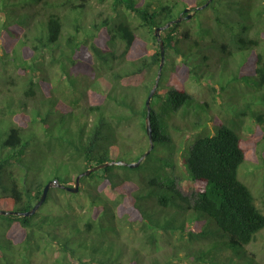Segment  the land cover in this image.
I'll return each mask as SVG.
<instances>
[{"label":"trees","instance_id":"1","mask_svg":"<svg viewBox=\"0 0 264 264\" xmlns=\"http://www.w3.org/2000/svg\"><path fill=\"white\" fill-rule=\"evenodd\" d=\"M92 1L0 0V61L5 71L26 79L25 91L19 89L17 97L0 85V112L7 107L12 113L8 126L0 123V211H28L48 183L72 187L80 173L117 160L121 148L131 153L148 138L145 102L160 65L154 30L182 12L180 22L161 32L165 60L149 111L151 141L160 142L163 155L170 156L173 177H167L166 185L156 178L138 184L130 181L128 171H118L138 167L110 165L81 177L77 193L50 186L33 215H0V264H33L38 249L46 252L54 244L52 264H171L179 256L193 264H264L248 249L264 229V208L238 177L239 167L250 160L248 170L262 172L264 180V0H226L222 14V0H212L201 17V36L194 35L183 11L197 12L206 0H98L100 8ZM239 49H247L250 56L236 78L251 91L231 94L239 109L225 120L214 117L210 94L188 92L178 70L177 78L169 76L175 56L183 65L179 72L188 76L207 70L222 75ZM192 53L197 57L193 61ZM36 62L44 70L39 80L35 73L29 77ZM52 70L67 76L77 92L74 97L64 100L48 93L46 72ZM83 70L96 75L87 83ZM11 84L18 87L15 81ZM154 99H167L161 112ZM208 112L215 118L211 126ZM15 114L21 123L13 120ZM132 120H138L142 134L119 131ZM182 126L195 136L188 156L173 131ZM55 155L60 162L52 164L53 175L45 179L44 159ZM180 159L182 175L196 187L192 196L177 187ZM105 185L119 194L108 196ZM157 192L162 193L159 198ZM139 193L155 217L148 218L143 205H137ZM106 213L108 220L102 219ZM140 217L144 222L159 220L166 233L156 251L148 255L132 246L137 248L134 254L124 257L128 244L116 241L120 238L114 221L129 224ZM209 219L226 236L208 228ZM108 225L115 230L101 242L109 245L101 255L97 227ZM169 228L178 230L182 242H171Z\"/></svg>","mask_w":264,"mask_h":264},{"label":"rangeland","instance_id":"2","mask_svg":"<svg viewBox=\"0 0 264 264\" xmlns=\"http://www.w3.org/2000/svg\"><path fill=\"white\" fill-rule=\"evenodd\" d=\"M224 1L226 0H222L221 3L218 4V11L221 14L223 13V8L226 6V4H224ZM92 2L97 8L102 7V5L98 4L99 3L98 0H93ZM206 11L207 10L202 9L197 12H194L195 15L194 13H192L191 17L189 18L188 25L194 31V35L196 36H201L204 34L203 33L204 30H202L204 29V26L201 24V17L205 15L204 13ZM180 14L178 16L175 14L174 15L175 19H170L169 22L176 20L180 16ZM216 14L218 15L217 12ZM191 18H192V23L190 20ZM142 47H143V44H142ZM249 56H250V53H248L247 49L236 50L231 54L230 58L227 60L226 70L224 69L222 70L223 71L222 75L220 72L215 73L213 70H207L204 74L201 72L195 75L193 74L191 76H188L186 72L183 70L179 72L180 69H183V65L181 64V58L179 56H175L173 58L174 59L173 62L170 63V68L172 69V72L169 74V76L173 75L172 77L177 78V75L179 74L184 75L185 88L188 92H190L193 95L203 97L204 95L210 94V97L208 96L207 97L210 100V107H211L210 109L212 113L214 114V117H216L219 120H225V118H227L228 116L229 117L235 116V113L239 109V104L235 101V99L233 98L230 99L231 94H235V96H237L240 92H242L241 91L242 89H244L245 92L251 91L250 89H248V86H247L248 84L243 83L240 78H236L241 68L247 63ZM189 58L191 59V61H193L197 57L195 53H192V55ZM40 67H41V64H38L36 62L35 65L32 66L33 70L32 71L29 70V73H30L29 77H31L35 73V74H38V76H36L35 79L39 80L41 74L44 72V70L40 69ZM175 70H178L179 74L175 72ZM46 73H47V79L49 81L48 93L53 94L54 96H57L64 100H69L71 97H74V95L77 94V92L76 93L73 92L72 91L73 89L70 88L69 82L67 81V76L65 74H64V77H62L60 73L58 74L57 72H55V70H52V72L48 71ZM80 73L83 74L84 76L83 78L87 81V83L91 81L92 78L96 75L95 73L92 74L91 71H87V70H83V72H80ZM68 77L71 80V75H69ZM172 77H167V78H172ZM75 80L76 79H74V82L77 83ZM13 81L18 83V87L17 86L12 87L13 84L11 83ZM244 82H245V79H244ZM249 82L253 83V81H249ZM0 85L4 87L6 90L8 91L10 90L11 93L16 95L17 97V93L19 92L18 91L19 89L22 91H25L26 79L25 77H22L20 73L16 74L13 71H9L8 69L7 71H5L4 63L1 60L0 61ZM94 85L95 87L99 88L98 83H95ZM168 86L171 87L172 85L168 84ZM80 89H81V86L79 87V90ZM155 101L157 103L156 110L160 111L165 107L167 99H164L162 101L154 99V103ZM142 102H143V99H142ZM2 109L3 110L0 113L2 114L3 118L0 119L1 120L0 123H2L4 126H8L9 125L8 118L11 116L12 113L9 111L7 107L6 108L2 107ZM54 110H55V106H54ZM17 116L19 115L15 114L13 116V120L16 123H21L19 121L20 116L19 118H17ZM24 116L27 117L26 114ZM208 116H209L208 119L210 120L209 125L211 126L213 124L212 119L214 117H212L211 113L209 112H208ZM27 118L30 119L31 117L28 116ZM137 130L139 131L140 134L143 133L139 126L138 120L136 121L132 120L131 122H129V124L122 126L119 131H121V133L125 135H132L133 132ZM173 131L175 135L178 137L177 145L179 147H182L183 150L187 149L185 153H187V156H188V152H189L188 148L190 149L192 143L195 140V136L194 135L192 136L189 129L185 126H182L180 129H177V128L173 129ZM142 139L144 140V142L140 143V145L136 146V148L131 149V153H129L128 150L124 152V150L121 148L119 152L120 156H118L117 160L125 162V163L136 162L149 149L148 145L147 147H145L146 141L148 140V138L145 137ZM47 140L51 142L55 141L52 139L49 140V137H47ZM159 143L160 142H155L153 144L152 151L140 163L138 168L133 169L131 171L125 170V169L124 170L118 169V171L121 174H124L126 173V171H128L130 181L134 183L136 182L138 184L146 185L147 182L151 178H156L159 182L166 185L168 182L167 177H173L172 172L174 171L175 165L171 160H169V157H170L169 155H163V153L160 150L161 145ZM134 144L138 145V143L136 142H134ZM142 147H145V148H142ZM142 149H145V152H142L141 151ZM137 157L139 158L137 159ZM112 158H114V156ZM44 162H45V169L43 172V177L47 179L49 176L53 175V173L51 172L52 164L55 165L56 162H60V159L59 158L57 159L56 155L52 157L48 156V158L44 159ZM249 163H250V160H248L247 163H245L246 165L243 164L239 167L238 177L253 192L256 205L259 208H264V180H262L263 173L260 171L253 172L254 171L253 169L252 171H249L248 170ZM179 166H180L179 175L181 176L180 177L181 179L177 181V187L185 195L192 196V194L196 190V187L192 183L191 180L187 179L186 176L184 177L182 175L181 171L184 170L182 159H180ZM80 170L81 169H78V172H80ZM66 171L67 170L65 168L63 173H65ZM93 176L97 178L96 174ZM53 185H58V183L52 182L51 186ZM105 187H106L108 196L115 197L116 195L119 194V193L112 191L108 185H105ZM142 195H143L142 193H139L138 195L139 201H137V205H139V207L143 205L145 209L143 210V212L144 213L146 212V214L149 215L148 218L155 217V215H152V211L144 205L145 199L142 197ZM161 195L162 193H159V192L155 193L156 198H159ZM124 201L127 204L128 198H126ZM134 215L135 217H137L136 214ZM108 217L109 215L107 214L105 216H102V219L103 218L107 219ZM176 218H178V216H176ZM83 220H87V219L84 218ZM158 221L159 220H155L151 222L149 220L148 222L147 221L144 222L142 217H140L137 221H133L132 223H129V224H126L124 220L114 221L119 230L118 237L120 238L119 240H116V241L126 242L128 244V249L125 250L124 257H128L129 253H130V256L134 254V251L137 248L135 247L132 248V246H136L140 250H144L145 253H147L148 255L152 251H156L158 249L159 247L158 242L160 244L161 234L166 233L162 230L161 226L158 225ZM160 222H163V220L161 219ZM201 222L203 223L202 220ZM186 224H188V222H186ZM108 226L110 228L104 227L103 229H101L102 227L100 226L97 227L98 228L97 233L99 235V240L96 242L97 252L100 253L101 255L104 254V249L109 248V245L107 243L102 244L101 242H104L106 237H111V233L109 232H112V230H115V227L113 225H108ZM143 227L145 228V230H142ZM207 227L208 228L214 227L215 233L217 234L221 233L224 236H226L218 228V226L215 224V222L212 219H209V223ZM135 230H138V231L135 232ZM99 231H102V232H99ZM168 232H169V236L171 237V242H182L179 240L178 230L176 231V230H173V228H169ZM146 236H148L149 239ZM183 236L186 237L187 233H183ZM256 236H258L256 241L254 243H251L248 246V249L252 251L254 254H256L257 260L262 261L264 260V229L261 230L259 233H257L255 237ZM100 237H102V239ZM56 248H57V245L54 244V247L46 252L39 251L38 249V251H36L33 257L31 258L33 264H52L55 259V254H56L55 252L57 250ZM132 263H134V261ZM171 264H193V262H191L189 259L186 260L184 257L179 256V258H176L175 260H173Z\"/></svg>","mask_w":264,"mask_h":264},{"label":"water","instance_id":"3","mask_svg":"<svg viewBox=\"0 0 264 264\" xmlns=\"http://www.w3.org/2000/svg\"><path fill=\"white\" fill-rule=\"evenodd\" d=\"M211 1L212 0H207L204 4L197 6L195 8V10L204 9L205 7H207L210 4ZM183 13H186V18L189 19L191 17V14L194 13V11H192L190 13V9L189 8H185ZM181 20H182V16L180 14V16L176 20L167 22L164 26H159V27L155 28V30H154V36L156 37V39H157V41L159 43V47H160V65H159L157 77L155 79V83L153 84V86H152V88H151V90H150V92L148 94V97L146 99V102H145L146 109H147V114H146V117H145V128H146V133L148 135L149 142H150V147H149L148 151L145 152L136 162H133V163H125V162H122V161L112 160V161H109V162L104 163V164L93 166V167L85 170L84 172L80 173L76 177L73 187H68V186H65V185H62V184L58 185L59 187L65 189V190H67V191H69L71 193H77L78 190H79V182H80L81 177L88 176L92 172H95V171H97V170H99L101 168H104V167L110 166V165H118V166L122 165V166H127L129 168H136V167H138L140 165V163L148 155V153L150 152V150L153 147V143L151 141V125H150V118H149L150 101L152 99V96H153L154 92L156 91V89L158 87V81H159V78L161 76V69L163 67L164 60H165V57H164L165 49H164V43H163L162 38H161V32L163 30L167 29L171 24L178 23ZM50 186H51V183H48L44 187L42 195H41L39 201L30 210L24 211V212H19V211H0V215H6V214L19 215V216H31V215H33L40 208V206L43 204V202L45 201V198H46V195H47V192H48V189L50 188Z\"/></svg>","mask_w":264,"mask_h":264},{"label":"clouds","instance_id":"4","mask_svg":"<svg viewBox=\"0 0 264 264\" xmlns=\"http://www.w3.org/2000/svg\"><path fill=\"white\" fill-rule=\"evenodd\" d=\"M191 13V12H190ZM55 183V182H54Z\"/></svg>","mask_w":264,"mask_h":264}]
</instances>
